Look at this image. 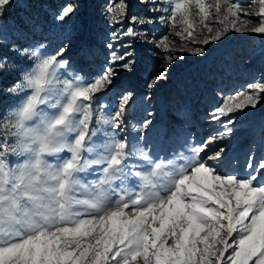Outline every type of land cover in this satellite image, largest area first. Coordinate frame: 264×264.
I'll return each mask as SVG.
<instances>
[{"label": "snow or ice", "instance_id": "snow-or-ice-1", "mask_svg": "<svg viewBox=\"0 0 264 264\" xmlns=\"http://www.w3.org/2000/svg\"><path fill=\"white\" fill-rule=\"evenodd\" d=\"M11 3L0 0V15ZM223 3L226 8L222 16L221 0L215 3L222 25L215 31L206 23L212 5L204 0H171L168 19H161L165 23L170 20L173 27L179 24L187 38L205 45L220 41L230 30L264 33V18L258 26L249 27L251 22L242 21L238 15V4L228 0ZM193 7L199 10V24L209 34L202 40L193 31ZM74 11V6H66L55 18L63 22ZM119 12H125V5H120ZM257 14L264 17V0H259ZM132 20L137 18L133 16ZM127 35H134L131 27ZM167 39L160 45L165 50ZM188 51L204 54L201 47ZM53 57L58 60L57 55ZM111 60L115 68L109 65L94 83L75 78L79 87L72 95L79 127L74 137L77 147L70 158L58 163L55 170L20 174L19 167L5 165V156L0 157V264H264V157L255 163L250 158L247 168L251 171L238 176L209 164L221 160L222 148L207 159L199 158L215 136L194 148L195 155L183 166L172 164L170 168L142 150H129L128 141L118 139L114 131H103L100 143L89 142L93 94L112 84L117 69H132L124 55L113 52ZM6 71L0 70V74ZM158 78H167V70L154 75L147 87L153 88ZM248 87L252 94L241 91L227 95L213 118L228 117L248 106L256 108L264 93V82ZM19 89L16 83L7 91L15 93ZM133 95L131 91L122 94L114 115L102 116L99 122L119 129ZM151 122L145 120L142 128L147 129ZM233 122L231 118L227 121ZM137 151L151 170L127 163ZM92 166H99L101 174L93 182L92 193L78 198L77 174ZM137 186V191L130 190Z\"/></svg>", "mask_w": 264, "mask_h": 264}, {"label": "rangeland", "instance_id": "rangeland-1", "mask_svg": "<svg viewBox=\"0 0 264 264\" xmlns=\"http://www.w3.org/2000/svg\"><path fill=\"white\" fill-rule=\"evenodd\" d=\"M204 2L212 5L206 23L215 31L222 26L215 12L216 0ZM228 3L239 5L238 15L242 21L251 22L249 27L258 26L264 18L257 14L259 0H228ZM121 4L125 5L123 14L119 12ZM69 5L74 6V13L65 21H58L55 17ZM221 5L220 16L226 8L223 0ZM109 8L116 11L109 12ZM170 9L171 0H12L0 15V63L7 69L0 74V121L26 95L19 90L7 91L20 80V73L31 67L28 56L21 54L24 49L46 44L44 54L57 55L58 61H67L63 76L72 80L79 76L86 84L94 83L109 65L115 68L111 60L115 52L124 55L132 69H117L118 75L112 84L93 94L90 143H100L103 131H114L118 139L128 141L129 150H142L155 162L170 168L172 164L183 166L195 155L194 148L209 143L215 136L199 158L207 159L222 148L221 160L209 161V164L220 167L221 172L238 176L251 171L247 168L249 159L255 163L264 157V93L260 94L261 100L254 109L248 106L228 117H213L216 107L222 105L227 95L241 91L252 94L248 86L264 82V33L230 30L220 41L205 45L187 38L179 24L173 27L170 20L162 21L161 18L168 19ZM192 13L193 31L196 38L202 40L209 34L199 24V10L193 7ZM133 16L137 21L132 20ZM139 20L145 22L139 23ZM130 27L134 35H127ZM165 37L168 38L167 50L160 46ZM197 47L204 49L203 55L188 51ZM165 69L167 78H158L149 89L148 82ZM69 71L73 75L69 76ZM127 91L134 95L121 127L113 130L110 125L99 122L102 116L114 115L121 95ZM230 118L234 120L232 124L227 123ZM147 119L152 122L143 129L142 123ZM97 129L99 131L92 136ZM3 143L0 138V144ZM26 158L4 157L11 168L18 167ZM68 158L70 153L64 152L59 157L45 159L56 166ZM127 163L149 170L152 167L140 159L139 151ZM261 173L264 174V170ZM100 174L99 166L77 174L80 185L75 194L78 198L92 193L93 182ZM130 190L137 191L138 186Z\"/></svg>", "mask_w": 264, "mask_h": 264}, {"label": "clouds", "instance_id": "clouds-1", "mask_svg": "<svg viewBox=\"0 0 264 264\" xmlns=\"http://www.w3.org/2000/svg\"><path fill=\"white\" fill-rule=\"evenodd\" d=\"M46 47L41 43L21 53L32 62L17 81L20 93L26 95L0 121V138L4 140L0 144L3 149L0 157H27L18 165L20 174L55 170L54 164L45 158L59 157L64 152L71 154L77 147L74 137L78 134L79 122L75 118L77 108L72 93L79 85L63 76L67 61L61 62L52 54H44ZM61 63L64 66L57 67ZM4 68V63H0V70ZM4 163L6 165V161Z\"/></svg>", "mask_w": 264, "mask_h": 264}]
</instances>
